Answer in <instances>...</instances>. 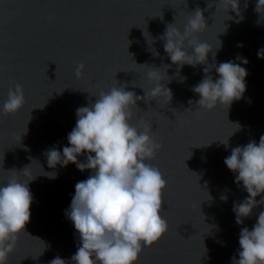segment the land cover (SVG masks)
<instances>
[{"label": "water", "instance_id": "obj_1", "mask_svg": "<svg viewBox=\"0 0 264 264\" xmlns=\"http://www.w3.org/2000/svg\"><path fill=\"white\" fill-rule=\"evenodd\" d=\"M218 2L0 0V185L14 177L28 183L33 196L28 234L19 235L7 264H50L57 256L71 264L80 238L66 210L75 184L92 172L72 163L49 168L46 152L55 147L62 153L69 146L76 110L95 103L101 91L124 86L143 97L153 87L148 67L161 69L172 99L138 100L131 123L149 124L163 145L146 162L167 181L161 215L168 228L144 247L137 264H233V257L239 259V234L244 227L253 228L264 204L236 223L234 204L248 193L224 160L233 148L258 144L264 135V59L258 57L264 50V13L255 11L257 0H240V16ZM197 7L208 27L197 38L215 52V58L209 53L208 65L233 61L248 73L246 91L229 109L198 107L200 97L192 89L208 65L180 68L164 51L161 37L167 26L183 31ZM78 63L85 65L79 78ZM208 74L219 78L214 67ZM16 84L23 87L25 104L4 115L2 104ZM86 155L78 160L85 162ZM52 172L54 179L44 175Z\"/></svg>", "mask_w": 264, "mask_h": 264}, {"label": "clouds", "instance_id": "obj_2", "mask_svg": "<svg viewBox=\"0 0 264 264\" xmlns=\"http://www.w3.org/2000/svg\"><path fill=\"white\" fill-rule=\"evenodd\" d=\"M239 2L219 0L218 4H226L227 11L231 9L240 16ZM211 6L210 3L208 7ZM255 11L264 13V0H257ZM173 25L169 24L161 37L165 41L164 51L173 64L180 68L208 65L210 52L215 58L213 47L197 38L208 28L199 7L188 17L183 31ZM258 57L264 59V50L258 52ZM237 59L243 64L248 63L239 55ZM84 67L83 63L77 64L75 75L78 78ZM213 67L219 77L216 80L208 74ZM148 68L147 79L153 87L145 91L143 97L126 91L124 86L101 91L95 103L76 110V125L67 135L69 146L63 147L62 153L55 147L46 152L49 168L72 163L80 171L92 172L86 180L75 184V194L66 210V216L80 238L71 264H137L144 247L152 246L167 231V221L161 215L165 203L162 193L167 181L159 168L146 162L154 159L163 145L157 142L149 124L145 123L141 128L131 123L138 100L147 102L166 97L169 103L172 99L171 90L163 83L161 69ZM204 72V78L192 89L200 97L196 102L198 107L211 111L218 105H227L229 109L246 91L248 73L240 63L228 61L218 66L208 65ZM24 104L23 87L16 84L14 89H8L2 114H15ZM222 143L227 145L228 141ZM84 154H87L86 161L80 162L78 157ZM224 163L237 174L235 182L242 183L248 193L245 200L233 207L236 223L242 224L258 204H264V199H256L264 194V135L258 144L252 141L233 148ZM44 175L56 178L55 172ZM32 202L28 183L13 177L0 185V264H7L19 235L27 233L25 226L30 220ZM239 246V259L233 257V264H264V211L259 213L251 230L242 228ZM50 264L68 262L57 256Z\"/></svg>", "mask_w": 264, "mask_h": 264}]
</instances>
